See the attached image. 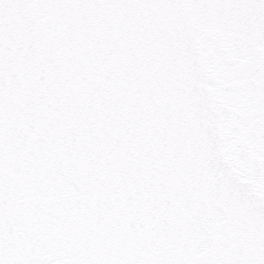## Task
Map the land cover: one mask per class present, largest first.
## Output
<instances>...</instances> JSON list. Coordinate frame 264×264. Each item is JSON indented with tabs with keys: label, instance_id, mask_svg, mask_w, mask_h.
<instances>
[{
	"label": "snow or ice",
	"instance_id": "6c2138e0",
	"mask_svg": "<svg viewBox=\"0 0 264 264\" xmlns=\"http://www.w3.org/2000/svg\"><path fill=\"white\" fill-rule=\"evenodd\" d=\"M0 264H264V0H0Z\"/></svg>",
	"mask_w": 264,
	"mask_h": 264
}]
</instances>
